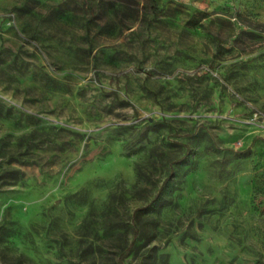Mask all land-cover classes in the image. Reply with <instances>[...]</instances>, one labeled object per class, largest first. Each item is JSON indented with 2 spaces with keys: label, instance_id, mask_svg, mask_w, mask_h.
<instances>
[{
  "label": "rangeland",
  "instance_id": "obj_1",
  "mask_svg": "<svg viewBox=\"0 0 264 264\" xmlns=\"http://www.w3.org/2000/svg\"><path fill=\"white\" fill-rule=\"evenodd\" d=\"M0 264H264V0H0Z\"/></svg>",
  "mask_w": 264,
  "mask_h": 264
},
{
  "label": "trees",
  "instance_id": "obj_2",
  "mask_svg": "<svg viewBox=\"0 0 264 264\" xmlns=\"http://www.w3.org/2000/svg\"><path fill=\"white\" fill-rule=\"evenodd\" d=\"M136 233H137V230H135V235H136Z\"/></svg>",
  "mask_w": 264,
  "mask_h": 264
}]
</instances>
